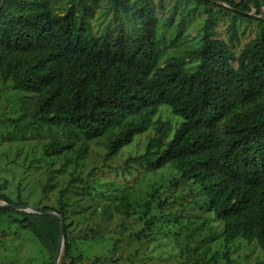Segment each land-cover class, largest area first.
<instances>
[{
	"label": "trees",
	"instance_id": "1",
	"mask_svg": "<svg viewBox=\"0 0 264 264\" xmlns=\"http://www.w3.org/2000/svg\"><path fill=\"white\" fill-rule=\"evenodd\" d=\"M76 1L77 10L70 7L61 14L51 12L50 0H0L2 80H12L21 91L35 96L34 120L64 127L86 141L97 140L126 121L108 143L110 155L145 131L148 114L168 107L181 122L151 166L172 164L181 180L195 183L214 218L226 223L227 242L255 241L264 251V20L258 18L259 0L229 4L236 17L258 23L255 39L240 55L214 39L208 13L200 45L163 65V38L151 0H140L132 9L139 22L133 35L124 20L129 0H107L112 24L95 37L89 27L100 0ZM253 8L255 18L248 16ZM173 18L174 14L168 25ZM233 26L231 40L237 39ZM188 64H194L193 70ZM163 132L158 129L148 149L161 144ZM71 147L67 142H51L44 156L57 157ZM0 203L2 216L15 212L14 207L28 208L2 194ZM39 211L56 213L63 221L61 212ZM17 214L20 228L53 261L59 219ZM64 228L63 264H79Z\"/></svg>",
	"mask_w": 264,
	"mask_h": 264
},
{
	"label": "rangeland",
	"instance_id": "2",
	"mask_svg": "<svg viewBox=\"0 0 264 264\" xmlns=\"http://www.w3.org/2000/svg\"><path fill=\"white\" fill-rule=\"evenodd\" d=\"M139 1L129 0L130 11L124 19L132 35L139 24L132 9ZM151 1L163 38L160 65L200 45L208 13L214 39L237 56L257 34L256 21L232 12L229 4L240 0ZM259 4L258 18L264 20V0ZM70 7L77 10V1L49 2L52 13L63 14ZM112 16L107 0H100L90 20V34L102 35L111 26ZM248 16L255 18L254 8ZM232 24L235 40L230 39ZM193 67L187 65L190 71ZM35 102V96L0 77V194L28 208L61 212L79 264H257L264 260V251L255 241H226V223L214 218L208 199L195 183L181 180L172 164L151 166L181 122L168 107L148 114L145 131L110 155L108 143L126 121L103 137L86 141L64 127L34 120ZM159 128L164 131L161 144L148 149ZM51 142H67L72 147L46 158L44 152ZM14 210L0 215V264H53L39 242L17 224L21 220L17 212L29 213ZM60 239L59 233L58 245ZM63 248L64 241L56 264H63Z\"/></svg>",
	"mask_w": 264,
	"mask_h": 264
},
{
	"label": "water",
	"instance_id": "3",
	"mask_svg": "<svg viewBox=\"0 0 264 264\" xmlns=\"http://www.w3.org/2000/svg\"><path fill=\"white\" fill-rule=\"evenodd\" d=\"M0 207H4V206H1ZM26 212H28L29 214H37V215H41V214H48V215H51V216H55L56 218L59 219V229H60V235H61V239H60V243L57 247V250H56V253H55V256H54V259H53V264H56L59 260V256H60V253H61V249H62V242H63V221L62 219H60L57 215H53L51 212H43V211H39V210H35V209H32V208H27V209H24Z\"/></svg>",
	"mask_w": 264,
	"mask_h": 264
}]
</instances>
